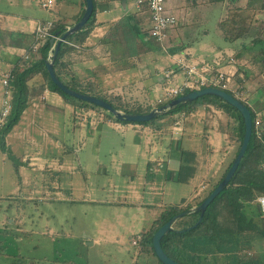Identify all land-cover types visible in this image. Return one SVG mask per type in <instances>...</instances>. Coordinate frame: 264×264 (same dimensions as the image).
I'll list each match as a JSON object with an SVG mask.
<instances>
[{
  "label": "crops",
  "instance_id": "obj_1",
  "mask_svg": "<svg viewBox=\"0 0 264 264\" xmlns=\"http://www.w3.org/2000/svg\"><path fill=\"white\" fill-rule=\"evenodd\" d=\"M55 1L54 12L58 17L53 19L33 18L30 14L18 10L5 12L0 10V73L13 69L22 71L43 58L40 51L30 53L28 60L21 57L22 52L27 51L33 44L32 31L36 23L59 20L67 28L78 21L84 9L82 0ZM198 1L179 0L176 8H172L170 4L165 6L175 17L176 24L167 32L168 39L165 43L167 48L163 51L149 36L150 13L145 6H137L136 0H94L96 12L91 20L93 24L91 33L83 43H73L79 47L78 49L70 47L71 49L65 52L61 62L66 65L67 74L63 75V79L68 81L73 77L82 84L90 85L94 91H100L102 87L112 94L119 95L121 92L120 96L134 105L135 102L142 104L145 100L148 102L156 100L162 86L163 73L175 68L172 55L184 56L189 61L206 63L216 70L233 74L238 61L247 63L245 56L249 49L248 44H241L238 50L227 48L219 50V45L208 44L204 38L181 35V31H178L180 23L190 25L188 17L191 16L192 6L198 3L209 4L206 0ZM66 2L71 4L72 12L61 16ZM250 3L252 0H233L231 5L235 7L231 8L229 3L228 8L237 9L234 16L237 14L238 18L242 12L249 13L246 15L249 19L254 13L253 20L257 24L260 21L256 17H263L260 13L264 11H259L257 7L264 9V2L257 4L258 6H249ZM29 4L23 1V9L28 8ZM11 6L16 7L13 4ZM222 21L224 19L220 23ZM132 31L137 35L136 39L131 38ZM248 32L252 33V29L250 28ZM131 39L140 50L137 54H135L137 50L131 54L126 44V41ZM230 58L234 63H231ZM171 79L175 83H181L183 75L175 71ZM43 83V78L36 74L29 80L28 86L32 89L40 87ZM140 91L142 93L144 91L145 100L142 99ZM2 93L0 83V102ZM70 110L76 112V107L66 103L58 93L48 89L44 84L43 92L29 102L18 124L6 135L5 145L10 149L14 159L20 161L16 168L11 163L17 177L16 189L25 186H28L30 191L34 189L35 183L32 182L30 185L31 174L34 173L66 174L68 177L63 186L60 182H53L56 184L55 190L66 192L78 189L79 184L75 180L77 170L82 174L108 175L107 180L96 186L87 184L84 189L89 196L101 194L99 198H89L88 202L100 204L109 215V218L99 220L95 237H86L88 246L91 247L106 241L116 244L121 252L122 238L128 237L132 242L135 235H141L149 230L164 209L198 205L212 191V185L218 181L236 156V143L227 139L228 127L233 121L225 112L215 109L210 104L181 116L183 118L181 133L178 135L172 133V136H176L174 142L168 141L166 137L154 138L152 135L155 130L149 126L122 124L110 119L90 124L95 130L96 141H93L94 138L91 136L83 140L80 134L79 136L73 134L71 142L66 139L61 141L59 129L63 127L62 129L66 131L68 124L66 118ZM209 114H213L214 119ZM231 125L233 128L234 123ZM108 130L119 134V139L104 137L106 142L102 144V135ZM75 141L79 143L78 152L85 143L93 144L92 155L88 161L84 162L77 155L74 164L68 160L69 156L67 157L66 153H71V146ZM24 144L29 146L31 151L27 150L20 154V146ZM49 147L59 153L58 156L50 154L44 156L41 153ZM105 147V162H101L98 153ZM0 155L1 165L4 166L9 159L2 152ZM15 163L17 164V161ZM43 188L46 193L51 191L45 182ZM63 199L69 200L68 198L60 200ZM221 212L222 217L218 219L222 229L225 232L233 230L235 223L227 219L226 211L221 209ZM138 254L139 248L136 256ZM141 254L148 258L153 256L149 251ZM225 263L226 257L223 255L209 261V264Z\"/></svg>",
  "mask_w": 264,
  "mask_h": 264
},
{
  "label": "rangeland",
  "instance_id": "obj_2",
  "mask_svg": "<svg viewBox=\"0 0 264 264\" xmlns=\"http://www.w3.org/2000/svg\"><path fill=\"white\" fill-rule=\"evenodd\" d=\"M23 1L30 3L28 8L23 9ZM232 1L233 0H228L227 2L226 0V2L222 3L203 5L198 3L196 6H192L193 9L190 11L191 16L189 15L188 17V23L190 25L180 23L181 26L179 25L178 31H181V35H194L200 39L204 38L208 44L219 45V50H224L225 48L240 49L241 44L249 45L251 39L260 40L264 38V11H262V13L259 12L263 17H256L258 21H260L257 24L254 23L255 20H253L254 13H252L253 16H251L250 19L246 17L249 13H240V20L242 22L246 21V23L250 22L251 24L249 27L252 29V33L250 32L246 36L249 40L244 38L243 40L228 41L224 38L223 34L221 35L224 30H233V25L230 21H224V29H221L220 26V21L222 19L226 20L227 16L233 17L236 12V10H230L228 8L229 3L231 8L235 7L231 5ZM11 2L13 5H16V7L11 6ZM178 2L179 0H165V6L170 4L172 8H176ZM198 2H200V0ZM262 2H264V0H252L249 6H258ZM238 3H240V1ZM257 8L259 11L264 10L259 7ZM0 10L2 12L18 10L19 12L30 14L33 18L38 19H53L58 17L54 11L48 12L41 9L37 4V0H2L0 3ZM175 10L176 9H173V11ZM71 12V4L66 2V6L61 11L60 15H69ZM249 34H252V36ZM257 35H259V37H257ZM130 36L133 39L137 38V35L133 31L130 33ZM133 39L126 41V44L131 54L136 50L135 54H137L140 50H138L137 45H134ZM153 41L159 47V44L154 39ZM164 46L166 50L167 47L166 45ZM257 53V48H250L246 51L245 57L247 63L237 60L238 64L235 65L234 71L236 72L237 69H241L246 72V75L242 71L239 72L238 78L242 84L239 85L236 79L235 81L233 79L234 82L231 86L232 89L237 88L246 93L248 100L246 104L252 112L260 115V130L264 131V67L258 62L260 57ZM73 79V77L70 78V80ZM77 81L80 82L79 80ZM101 89L100 91L95 90V92L105 97H109V95L112 94L107 92L108 90H105V88L101 87ZM254 91L256 92L253 93ZM140 94L141 97L143 96L142 99L145 100L146 96L144 91L143 93L140 91ZM250 94H252L251 97ZM119 95H121V92ZM131 102L134 103V101ZM136 103L137 102L134 104ZM142 104H150L151 107L156 108L158 103L157 100L152 102L145 100ZM73 106L76 107V112L70 110L68 113L66 118L68 119V124L66 125L67 132L62 129L63 127H60V140L63 141L66 139L71 142V138L74 136L73 134L76 136L80 134L83 140L91 136L94 138L93 141H96L95 130L92 129L93 126L90 124L106 120V111L91 105L84 108L77 101H75V105ZM213 107L217 109L215 106ZM209 115L214 119V116H212L213 114ZM162 116V119H157L149 126L155 130L152 136L154 138L157 136L166 137L168 141L172 140L174 142L176 136H172V127L175 122H180L182 126V115ZM232 123H234V121ZM231 124H229V130L232 127ZM67 133H69V135ZM119 136V134L108 130L102 135V144L106 142L104 137H112L116 140L119 139ZM78 144L79 143L75 141L73 146H71V153H66L67 157L69 156L68 160L70 159L72 164L76 161V155L84 162L88 161L92 155L91 150L93 149V144H91V142L85 143L84 147L82 146V150L79 152ZM29 148L30 147L26 144L20 146V154L25 151L27 152V150L31 151V148ZM236 148L237 144L235 146V149ZM105 151L106 147L103 148L102 151L100 149L98 153V159L101 162H105ZM17 153L19 156V152ZM41 153L44 156H49L48 154H50V156H58L59 154L55 152L52 147L44 149V152ZM95 154L96 153H93V155ZM15 161H17L18 165L20 164L18 159ZM11 163L12 161L8 160L5 162V165L2 166L0 155V264H134L135 262H137L136 264H161L154 256H149V258L144 254L136 256L138 246H132L131 239L129 240L128 237H125V239L122 238L123 242L120 245L121 252L116 244L113 245V243L110 244L106 241H101L99 245H95L94 247L88 246L86 237H95L99 220L102 218H109V215L107 210L100 206V204L88 202V200H90L89 198H99L101 194H90L89 196L84 189L87 184L96 186L103 180H107V174H82L77 170V172H75L77 175L75 180L79 184L77 185L78 189L72 192H66L63 190H55L54 187L56 184L53 183L60 182L63 186L68 177L66 174L53 172L41 175V173H34L31 174L32 179L30 185L32 182L35 183V185H33L34 189L30 191L28 186L24 188L18 187L16 189L17 177H15L16 175ZM43 182L47 183L51 189L49 193H46L43 188ZM80 187L82 189H80ZM46 197L47 199L44 200ZM61 198H68L69 200H60ZM254 203H256V201ZM250 239L253 240L245 244L243 253L249 257L248 259L250 261L264 264V238H257L254 236V233H251Z\"/></svg>",
  "mask_w": 264,
  "mask_h": 264
},
{
  "label": "trees",
  "instance_id": "obj_3",
  "mask_svg": "<svg viewBox=\"0 0 264 264\" xmlns=\"http://www.w3.org/2000/svg\"><path fill=\"white\" fill-rule=\"evenodd\" d=\"M206 1L209 4H215L223 0ZM83 5H85L84 1ZM83 10L84 9H82L81 15L83 13ZM95 12L96 8L95 2L93 0V12L90 20L81 30L69 36L66 39L68 42L76 44H81L84 42V40L91 33L93 27L91 20ZM235 16H227V19L224 20L230 21V23L233 25L234 30H224V32L222 33L224 38L228 41L242 40L244 38L246 39V36L249 33L248 31L250 28L247 29V27H249L250 23L249 25H247L246 21L242 22L240 20V17L237 19V15ZM224 21L220 23L221 29H224ZM235 25L238 26L235 27ZM64 31L65 25L62 24L59 20L55 21L51 29L52 34L54 36H60L62 33H64ZM257 37H259V35H257ZM251 40L252 41H250L249 46L247 47L249 49L257 48V55L260 57L258 62L262 65V67H264V38L260 40ZM48 48V46L44 45L40 48L39 51L42 53L43 58L38 63L26 67L19 72L15 69L11 70L12 77L10 78L8 84L9 90L12 94L11 111L5 125L0 128V152L4 153L7 159L12 161L15 168L18 164L14 162L15 159L12 156L10 149L5 145V137L18 124L23 112L28 107L29 102L43 92L44 84H46L48 89L58 93L62 97V99L70 105H75V101H77L84 108L90 106L87 103H83L67 96L50 81L43 62ZM70 49L71 48L66 46L65 44H61V48L54 62V70L57 77L67 87L80 93L89 94L94 97L100 98L112 105L114 108L126 113L145 114L152 110L153 107H151L150 104L136 103L132 105L126 102L122 96L117 94H111L109 95V97L101 96L94 90H92L90 85L82 84L75 79H69L68 81H65L63 79V75L67 74V69L66 65H64L61 60L65 52ZM241 71V69H237L233 75L234 81L236 79L239 85L242 84V82L238 78V73ZM242 72L246 75L245 71ZM36 74H39L41 78H43L44 83L40 87H33L32 89H29L28 82ZM227 93L235 97L231 92L227 91ZM172 99H169L162 103H158L156 107H161L170 102ZM207 104H211L218 110L225 112L227 116L234 121L233 128H231L227 132V139L228 141L237 144V148L235 151L236 155L244 133L243 119L236 109H234L232 106L225 103L221 99L212 96H205L190 103L180 104L169 110L164 115H187ZM245 105L248 107L247 104ZM250 112L252 117V136L250 138L247 150L229 184L206 208L202 220L197 226L191 228L190 230H186L187 228L192 227L197 222L199 217L198 213L184 216L174 223V231L164 235L161 240V247L164 253L178 264H209L210 260H215L219 255H223L224 257H226L225 264H253V262L248 259L249 257L245 255L243 251L245 249V244L253 240L250 239L251 233H254V236H256L257 238H264V216L261 214L259 206L254 203L257 196H264V131L260 130V135L256 136L253 127L255 112H252L251 110ZM105 114L107 119L114 120L115 122L122 124L140 125L143 127H148L157 119L159 120L163 118V116H160L157 119L147 123H128L125 121L115 120L107 112H105ZM230 165L231 162L228 164L220 179L212 186V190L225 176ZM190 207V205H187L183 208L168 207L164 209L158 216V218L153 222L149 230L141 233V240L138 243L139 254L149 251L155 257L151 245L153 234L174 215L184 212ZM221 209L222 211L227 212V219L233 220V222L235 223V228L233 230L225 232L222 229V226L220 225L218 219L222 217ZM136 263L137 262H135L134 264Z\"/></svg>",
  "mask_w": 264,
  "mask_h": 264
},
{
  "label": "built area",
  "instance_id": "obj_4",
  "mask_svg": "<svg viewBox=\"0 0 264 264\" xmlns=\"http://www.w3.org/2000/svg\"><path fill=\"white\" fill-rule=\"evenodd\" d=\"M39 7L45 11L53 12L56 10L55 0H37ZM137 6H145L150 13L151 27L149 30V36L154 39L163 51L165 50V43L168 39V30L173 28L176 24L175 17L166 9L165 0H136ZM54 21H44L35 24L33 34V44L27 51H23L21 57L23 60L29 59L30 53H37L43 44L50 38L55 36L52 34L51 29ZM57 37H55L56 39ZM68 47L78 49L79 47L71 42L65 40L62 42ZM172 61L174 69L165 71L163 73V81L160 91L157 93V103L165 102L169 99L176 98L190 91L200 90L207 87L217 88L222 91L231 92L235 98L243 103H247V95L240 89H232L233 74L228 72L216 70L209 64L196 63L187 60L184 56L172 55ZM231 63H234L232 58L229 59ZM175 71L180 72L183 75L181 83H175L171 77ZM12 77V72L0 73V83L3 89L2 98L0 102V128H2L11 111V99L12 94L9 90L8 84ZM259 114L255 113L253 127L256 136L260 135V118ZM118 123V122H117ZM117 125V124H116ZM119 126V125H117ZM172 131L175 135L181 133V123L175 122L172 127ZM257 205L260 208L261 214L264 216V196H257L255 199ZM141 240V235L138 234L132 239V245H138Z\"/></svg>",
  "mask_w": 264,
  "mask_h": 264
},
{
  "label": "water",
  "instance_id": "obj_5",
  "mask_svg": "<svg viewBox=\"0 0 264 264\" xmlns=\"http://www.w3.org/2000/svg\"><path fill=\"white\" fill-rule=\"evenodd\" d=\"M84 1V10L79 18L78 21H76L71 26L65 28L64 33H62L60 36L50 38L48 39L43 45L48 46V51L46 53V56L43 60L46 72L49 76L50 81L64 94H66L69 97H72L78 101L90 104L92 106L98 107L106 111L108 114H110L115 120L119 121H125L128 123H147L152 120L157 119L158 117L166 114L169 110L173 109L174 107L190 103L192 101H195L199 98L205 97V96H212L216 97L218 99H221L225 103L232 106L234 109H236L243 119V125H244V133L243 138L241 141V144L239 146L238 152L236 156L234 157L228 171L226 172L225 176L222 178V180L217 184V186L208 194V196L203 199L201 203H199L196 206L190 207L184 212H181L177 215H174L171 219H169L164 225H162L160 228L157 229V231L152 236V249L155 254V257L161 264H178L177 262L170 259L163 251L161 247V240L164 235H166L169 232L174 231L173 225L174 223L184 217L189 216L191 214H199L197 222L190 228H187L186 230H190L191 228L197 226L203 217V214L206 210V208L213 202V200L219 195L221 191L225 189V187L229 184L231 181L233 175L235 174L250 141V138L252 136V117L251 112L249 108L233 97L231 94L219 90L217 88L213 87H207L200 90L190 91L183 95H180L174 99H172L167 104L153 108L151 111L145 114H131L126 113L123 111H120L116 108H114L112 105L107 103L106 101L94 97L89 94H83L78 91H75L69 87H67L56 75L54 70V62L57 58V55L59 53V50L61 48L62 42H64L69 36L75 34L79 30H81L85 24L88 23V21L91 18L92 12H93V0H83Z\"/></svg>",
  "mask_w": 264,
  "mask_h": 264
}]
</instances>
